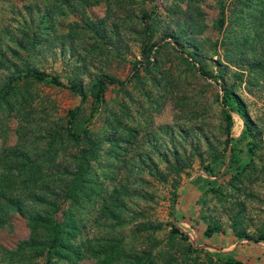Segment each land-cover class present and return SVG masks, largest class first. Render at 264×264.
<instances>
[{"label":"rangeland","instance_id":"1","mask_svg":"<svg viewBox=\"0 0 264 264\" xmlns=\"http://www.w3.org/2000/svg\"><path fill=\"white\" fill-rule=\"evenodd\" d=\"M144 22L156 55L148 70L133 74ZM26 63L64 84L74 79L86 87L101 74L126 81L107 87L88 124L100 143L89 177L102 197L119 191L122 224L103 220L102 200L92 198L72 209L77 241L121 239L127 260L148 256L152 264H224L229 254L243 264H264V0H0V88ZM16 89L9 107L0 106V193L10 187L1 176L9 150L40 157L44 131L64 127L79 101L68 89L30 81ZM223 89L244 107L248 133L230 110L235 102L221 105ZM90 106L87 98L76 125ZM224 109L232 119L227 144ZM70 144L43 171L71 170ZM231 151L247 167L241 175L227 163ZM173 157L184 167L176 176L166 171ZM6 206L0 199V218L7 221L0 227V264H33L1 254L29 237L24 216ZM169 223L186 238L169 240ZM207 224L217 229L209 237ZM186 245L202 251L189 253Z\"/></svg>","mask_w":264,"mask_h":264},{"label":"trees","instance_id":"2","mask_svg":"<svg viewBox=\"0 0 264 264\" xmlns=\"http://www.w3.org/2000/svg\"><path fill=\"white\" fill-rule=\"evenodd\" d=\"M143 16L148 17V14L144 13ZM151 38L150 26L144 22L138 40L140 60L131 63L133 74H137L139 69L146 71L153 65L151 59L155 57L156 51L153 50L155 45L151 43ZM9 64L13 66L12 63L9 62ZM19 72L15 76L9 74V78L0 88V106L9 107L8 102L17 94L16 85L20 81L68 89L78 96L79 101L73 109L67 112L64 127L44 131L41 142L45 149L40 157L30 159L27 153L9 150L8 157L3 163L6 170H2L1 176L6 175L8 177L6 181L10 187H2L5 192L0 193V199L7 203L5 207L7 210L24 216L29 237L27 240L19 242L13 250H4L1 251V254L8 262L15 263L28 260V262H34L33 264H58L59 262L75 264L84 258H89L92 260V264H118V262H120L119 264H152L148 256H135L136 258L127 260L131 256L125 253V246L121 239H79L77 241L76 234H79V230L75 226V220L72 216L73 208L80 207L92 198H101V218L118 225L122 224L121 215L124 212V205L119 191L113 189L106 197H102L101 188L89 177L90 163L98 157L100 143L92 140V133L88 129V124L97 113L99 106L104 102V93L107 87H123L126 81L101 74L91 80L86 87L74 79L64 84L57 76L29 67L27 63ZM87 98L91 102L89 112L80 126L76 125L79 107L86 102ZM228 98L235 102V107H230V110H234L241 117L244 135L250 130V123L244 107L234 97L231 89H223L220 100L222 106ZM230 110H223L226 144L230 140L229 129L232 124ZM77 126L79 127L76 130ZM68 143H72L70 145L75 150L71 156V170L53 171V173L43 171V166L52 161L60 152L63 144ZM70 145L68 148H71ZM110 155L116 158L118 153L114 151ZM227 163L240 172L236 173L237 175H241L242 171L247 168L237 164L236 156L232 151L227 157ZM184 165L188 166V164ZM183 169L184 167L178 165L176 157H173L172 162L166 164V171L175 176ZM159 176L161 181L167 177L165 174ZM8 189L10 190L6 192ZM17 189L24 193L21 198L27 202L26 208L23 207L25 206L22 203L23 200L15 197L14 192H17ZM172 196L169 208L170 216L176 198L174 195ZM6 222V217L0 218V227L4 226ZM169 227V240L174 236H177L179 241L186 238L172 223H169ZM216 230V227L207 224L203 234L209 237ZM235 236L239 239L243 237L238 231L235 232ZM262 238L260 237V239ZM247 241L249 240L247 239ZM185 248L189 253L202 251V249H194L190 245H186ZM204 254L210 257L207 253ZM39 259H41L40 263L37 262ZM223 262L224 264H243L234 260L230 254Z\"/></svg>","mask_w":264,"mask_h":264}]
</instances>
